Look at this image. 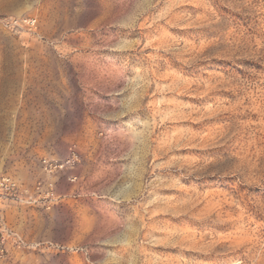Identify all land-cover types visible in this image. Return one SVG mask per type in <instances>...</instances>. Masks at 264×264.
<instances>
[{
    "label": "rangeland",
    "instance_id": "1",
    "mask_svg": "<svg viewBox=\"0 0 264 264\" xmlns=\"http://www.w3.org/2000/svg\"><path fill=\"white\" fill-rule=\"evenodd\" d=\"M2 178L0 264H264V0H0Z\"/></svg>",
    "mask_w": 264,
    "mask_h": 264
},
{
    "label": "built area",
    "instance_id": "2",
    "mask_svg": "<svg viewBox=\"0 0 264 264\" xmlns=\"http://www.w3.org/2000/svg\"><path fill=\"white\" fill-rule=\"evenodd\" d=\"M44 164L45 161H43ZM69 161L66 162V164H68ZM15 188V183L11 180V179H8V178H2L0 180V190H3V191H10V190H13Z\"/></svg>",
    "mask_w": 264,
    "mask_h": 264
}]
</instances>
